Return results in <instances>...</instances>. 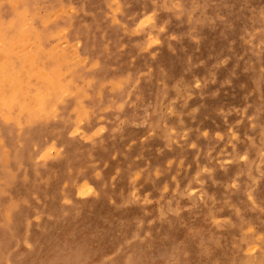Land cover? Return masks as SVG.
<instances>
[{
  "label": "bare ground",
  "instance_id": "6f19581e",
  "mask_svg": "<svg viewBox=\"0 0 264 264\" xmlns=\"http://www.w3.org/2000/svg\"><path fill=\"white\" fill-rule=\"evenodd\" d=\"M63 39L68 40V48L62 46ZM155 41H160L159 50L143 54L144 44ZM75 44L78 54L70 49ZM245 44L250 51L240 54ZM79 54L87 61L79 62ZM203 56L216 62L237 58L233 70L243 67L249 71L253 87L262 91L264 0H0V264H21L26 256L19 244L30 239L34 219L43 224L44 220H58L65 211L77 214L74 185L80 196L93 192L89 180L109 165L101 132L105 130L113 139L128 133L132 112L125 100L127 79L148 70L153 80L158 76L166 79L179 66L186 76L177 83L179 92L172 86V95L170 88L157 94L155 111L144 128L148 132L162 128L168 143L173 142L178 127L159 114V106L177 108L187 99L189 85L202 80L196 78L192 64ZM221 69L204 65L203 76L216 80ZM105 102L111 105L109 112H103ZM188 104L189 100L183 103ZM199 110L192 113L198 129L207 116H200ZM258 110L246 130L254 146L255 134L264 143V115L256 113ZM216 111L221 114L219 108ZM188 126L183 122L179 127L183 131ZM82 131L85 141L70 140V135ZM231 137L233 141L235 135L231 133ZM54 145L60 152L43 157ZM4 150L9 151L7 158ZM96 153L102 154L101 164L93 161ZM256 160L250 154L248 166L240 170L243 174L235 181L238 188L233 193L238 201L230 214L223 216L217 202L208 205L207 216L222 217V231L231 227L235 232H225L220 242L212 238L211 229H203L200 240L208 246L206 256L213 264L264 262V245L256 254L250 253L251 244L259 240L252 225H264V211L262 217L253 214L264 210V178L254 172L262 168L256 166ZM58 164L69 180L65 187L59 186L55 173ZM121 173L130 177L129 187L135 194L138 170L123 169ZM8 182L12 184L8 186ZM123 207L116 204L118 210ZM168 207L162 205L163 210ZM42 242L43 238L34 241L31 255L36 258H44ZM213 246L224 249L214 257Z\"/></svg>",
  "mask_w": 264,
  "mask_h": 264
},
{
  "label": "rangeland",
  "instance_id": "374dc122",
  "mask_svg": "<svg viewBox=\"0 0 264 264\" xmlns=\"http://www.w3.org/2000/svg\"><path fill=\"white\" fill-rule=\"evenodd\" d=\"M243 1L250 3L252 0ZM236 13L240 14L239 11ZM72 21L71 12L68 30ZM62 46L68 48L67 39H63ZM159 46L160 41L146 42L142 52L154 54ZM70 49L78 54L79 45ZM249 51L245 44L239 53ZM79 55L76 58L79 62L87 61L86 56ZM236 59L232 62L224 57L216 62V59L203 56L192 64L196 78L202 80L189 85L186 99L189 104L183 105L186 100L180 101L177 108L159 104V114L169 124L178 127L171 137V144L164 129L148 132L144 128L155 111L157 94L170 88L172 95V86H176L179 92L177 83L186 76H182L176 66L166 79L158 76L153 80L151 70L127 79L124 83L125 100L132 112L128 133L113 139L105 135V130L101 132L106 139L109 165L102 167L103 171L89 180L93 192L80 196L74 185L72 197L79 206L77 214L65 211L58 220L47 223L44 220L43 224L41 219H34L30 239L27 237L19 244L20 251L26 256L21 264H213L212 258L206 256L208 246L200 240L203 229H211L212 238L214 236L220 242L226 233L235 232L231 227L222 231L223 218L208 217V205L217 202L223 216L232 212L238 201L233 195L238 188L235 181H239L243 174L240 170L248 166L250 154L257 159L256 166L262 167L254 172L264 178V143L255 134L254 146L246 134L253 123L255 110L259 109L256 113L263 112L264 115V80L261 82L262 91L253 87L249 71L243 67L233 70ZM204 65L222 68L216 80L203 76ZM128 70L125 67V71ZM198 108L200 116L207 114L202 117L203 124L199 129L192 116ZM218 108L221 114L216 111ZM102 109L109 112L110 103L105 102ZM181 119L189 124L183 131L179 127L183 123ZM231 133L235 135L233 141H230ZM69 138L85 141L87 136L82 131ZM50 148L43 157L47 154L56 156L61 150L55 145ZM3 153L7 158L9 151ZM101 156L94 154L93 161L101 164ZM171 163L175 164L169 165ZM172 166H175L173 171ZM123 169L138 170L140 174L135 194L129 187L130 177L121 173ZM156 171L159 174L156 175ZM55 173L60 187L69 184L59 164ZM11 184L8 182V186ZM164 185L169 188L164 189ZM183 189L186 191L176 197ZM239 199L244 201L241 195ZM117 203L124 206L123 209L118 210ZM163 204L169 207L163 210ZM263 211L258 209L253 214L262 217ZM252 232L259 236L258 242L252 243L250 248V253L256 254L264 245V225L254 223ZM42 238L44 258H36L31 255L34 241H42ZM213 247L214 257L224 249Z\"/></svg>",
  "mask_w": 264,
  "mask_h": 264
},
{
  "label": "clouds",
  "instance_id": "9594fccd",
  "mask_svg": "<svg viewBox=\"0 0 264 264\" xmlns=\"http://www.w3.org/2000/svg\"><path fill=\"white\" fill-rule=\"evenodd\" d=\"M101 131H103V129H101ZM87 191H91L90 189H87ZM82 194H86V192H82Z\"/></svg>",
  "mask_w": 264,
  "mask_h": 264
}]
</instances>
